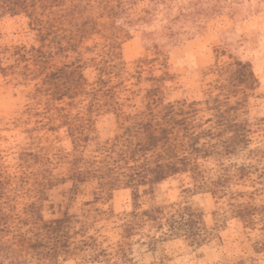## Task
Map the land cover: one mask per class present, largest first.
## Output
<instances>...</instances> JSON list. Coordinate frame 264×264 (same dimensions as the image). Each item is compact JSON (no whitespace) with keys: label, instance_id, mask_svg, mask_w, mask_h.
I'll return each instance as SVG.
<instances>
[{"label":"rangeland","instance_id":"obj_1","mask_svg":"<svg viewBox=\"0 0 264 264\" xmlns=\"http://www.w3.org/2000/svg\"><path fill=\"white\" fill-rule=\"evenodd\" d=\"M179 239L264 257V0H0V264Z\"/></svg>","mask_w":264,"mask_h":264},{"label":"crops","instance_id":"obj_2","mask_svg":"<svg viewBox=\"0 0 264 264\" xmlns=\"http://www.w3.org/2000/svg\"><path fill=\"white\" fill-rule=\"evenodd\" d=\"M205 214V222L207 228H213L215 225L211 216L213 209L208 205H201ZM236 219H228L221 230L218 231L217 235L211 240H225L236 235H239L240 228L237 227ZM160 254L163 256V264H216L219 259L215 257L212 251L200 253V248H192L183 241V239L174 240L162 244ZM158 254V255H160ZM202 255V256H201ZM263 257V256H262ZM243 264H251L253 261H257L258 264H264V257L253 258L252 254H247L243 256ZM220 264V263H218ZM226 264H232L230 260Z\"/></svg>","mask_w":264,"mask_h":264}]
</instances>
